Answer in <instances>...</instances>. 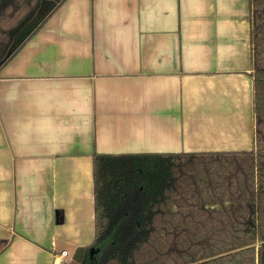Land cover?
<instances>
[{"label":"crops","instance_id":"obj_1","mask_svg":"<svg viewBox=\"0 0 264 264\" xmlns=\"http://www.w3.org/2000/svg\"><path fill=\"white\" fill-rule=\"evenodd\" d=\"M57 1L15 24L11 51ZM252 7L62 3L0 69V264H52L91 243L94 153L254 149Z\"/></svg>","mask_w":264,"mask_h":264},{"label":"trees","instance_id":"obj_2","mask_svg":"<svg viewBox=\"0 0 264 264\" xmlns=\"http://www.w3.org/2000/svg\"><path fill=\"white\" fill-rule=\"evenodd\" d=\"M39 1L0 0V54ZM251 2L254 149L94 153L95 233L67 264H264V0ZM7 242L0 238V251Z\"/></svg>","mask_w":264,"mask_h":264},{"label":"rangeland","instance_id":"obj_3","mask_svg":"<svg viewBox=\"0 0 264 264\" xmlns=\"http://www.w3.org/2000/svg\"><path fill=\"white\" fill-rule=\"evenodd\" d=\"M45 3L47 2H44L41 3L40 5H38V7L35 9V11H33V13H31V15L28 16V21L27 22H23L22 25L24 26H21L20 28L18 29H21V30H25L26 28H28L29 24L34 21L32 24H31V28H33L35 25H37V23L45 16V14L51 9V7H46L45 6ZM30 28V29H31ZM14 40V37L12 38V41ZM13 42H11V44L7 46L6 50L0 54V60L2 61L5 56L11 51V49L13 48Z\"/></svg>","mask_w":264,"mask_h":264},{"label":"built area","instance_id":"obj_4","mask_svg":"<svg viewBox=\"0 0 264 264\" xmlns=\"http://www.w3.org/2000/svg\"><path fill=\"white\" fill-rule=\"evenodd\" d=\"M70 260H72L70 254L63 250L53 256L52 264H67Z\"/></svg>","mask_w":264,"mask_h":264},{"label":"water","instance_id":"obj_5","mask_svg":"<svg viewBox=\"0 0 264 264\" xmlns=\"http://www.w3.org/2000/svg\"><path fill=\"white\" fill-rule=\"evenodd\" d=\"M83 250H84V248H82V247L77 248L76 251L74 252L73 256H72V260L79 261L82 257Z\"/></svg>","mask_w":264,"mask_h":264}]
</instances>
